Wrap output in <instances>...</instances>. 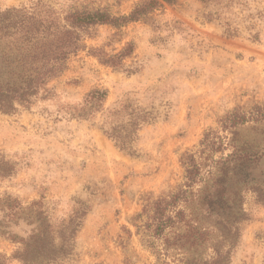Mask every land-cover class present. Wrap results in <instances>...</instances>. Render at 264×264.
<instances>
[{
	"label": "rangeland",
	"instance_id": "rangeland-1",
	"mask_svg": "<svg viewBox=\"0 0 264 264\" xmlns=\"http://www.w3.org/2000/svg\"><path fill=\"white\" fill-rule=\"evenodd\" d=\"M36 1L0 0V18ZM43 1L60 12L86 6L120 15L142 0ZM85 42L110 53L128 42L136 49L122 68L81 51L47 92L30 104L16 102L12 112L0 109V157L15 164L14 173L0 179V194L24 203L45 196L56 221L85 209L74 253L63 264H162L161 247L143 226L146 217L137 215L183 185L181 158L187 153L202 160L204 175L211 160L233 153L231 146L213 157L201 153L205 133L217 129L247 148L242 161L250 175L239 185L244 218L232 222L242 216L239 206L230 221L207 219L210 243L231 250L229 264H264V122L240 126L235 135L220 124L236 107L264 104V0L224 6L179 0L122 28L97 25ZM9 71L0 50V82ZM94 88L109 92L103 110L75 117V107ZM137 115L143 117L134 132L130 124ZM124 125L132 151L106 133ZM214 245L206 256L215 255ZM14 249L0 239V252Z\"/></svg>",
	"mask_w": 264,
	"mask_h": 264
},
{
	"label": "trees",
	"instance_id": "trees-1",
	"mask_svg": "<svg viewBox=\"0 0 264 264\" xmlns=\"http://www.w3.org/2000/svg\"><path fill=\"white\" fill-rule=\"evenodd\" d=\"M179 0H142L125 14H113L107 8H70L60 12L52 5L38 0L28 7L12 8L0 18V50L10 77L0 82V109L12 112L15 103L30 104L48 84L67 68L71 57L88 50L99 61L113 68H122L135 52V43L128 42L115 53L105 48L88 47L85 40L93 27L111 25L122 28L133 22L147 20L151 14ZM203 3L226 5L231 0H200ZM235 35L233 30L227 29ZM108 90L94 88L75 107L77 118H92L103 110ZM131 120L135 132L138 121ZM264 122V104H255L250 110L236 107L221 119V130L238 133L248 123ZM126 125L110 128L106 133L124 150L132 151L130 136L123 135ZM128 130V129H127ZM126 130V131H127ZM201 153L212 157L230 146L232 154L211 160L208 175L195 153L181 158L185 168L183 185L168 194L149 201L137 217H146L143 223L149 235L160 245L159 254L165 257L162 264H229L230 249L216 248L211 244L210 223L213 216L231 220L235 209L240 214L232 222L244 218L241 207V188L247 181L250 165L245 164V146L235 143L221 131L211 128L205 133ZM213 159V158H212ZM238 159V160H237ZM15 164L0 157V179L10 177ZM199 185V186H198ZM85 209H77L67 218L56 221L45 201V196L24 203L11 193L0 194V239L15 245L12 253L0 252V264H63L75 250V240L82 225ZM208 225V226H207ZM138 229L140 228L137 225ZM214 245L215 255L206 251ZM232 243V247H234Z\"/></svg>",
	"mask_w": 264,
	"mask_h": 264
}]
</instances>
